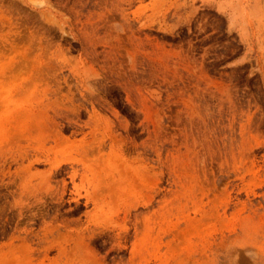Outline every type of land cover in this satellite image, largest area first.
Segmentation results:
<instances>
[{
    "label": "rangeland",
    "instance_id": "1",
    "mask_svg": "<svg viewBox=\"0 0 264 264\" xmlns=\"http://www.w3.org/2000/svg\"><path fill=\"white\" fill-rule=\"evenodd\" d=\"M50 161L129 213L107 264H264V0H0V225Z\"/></svg>",
    "mask_w": 264,
    "mask_h": 264
},
{
    "label": "bare ground",
    "instance_id": "2",
    "mask_svg": "<svg viewBox=\"0 0 264 264\" xmlns=\"http://www.w3.org/2000/svg\"><path fill=\"white\" fill-rule=\"evenodd\" d=\"M50 163V169L47 170V173L41 175L39 183L37 185L34 184L32 188L28 187L29 183L24 179L27 175L22 172V169L20 168L21 166L13 171L10 169V173L8 174L10 176H8V183L11 185V188L13 186H18L20 190V198L15 201V205L20 207V211H18L19 215L17 213L19 218H16L18 221H16V224L13 226L11 224L13 218H11L10 221V218H7L10 216L9 214L8 216L6 215L7 217L5 216L7 219L5 218L6 221H3L4 225H0V233L2 237L9 236L11 239L10 254H12L14 258L12 260H15V264H107L106 254L101 256L94 241L100 235H104L102 234L104 232L102 231L104 229L102 223L106 220L113 225L111 226L112 231L117 230L118 228L115 224H121L122 228L119 232H115L110 240L111 247L121 246L120 241L124 239L128 231L126 218L129 213H124V216L121 217L122 223H117V220L109 216L106 217V213L99 211L101 209V202L104 201L105 197L102 190L100 191V187L94 188L96 186L94 185L91 190L86 188L84 191L85 193H83V186H80V184H77L76 182V179L79 176L84 178V164L82 171L79 166L72 165L60 178L57 174L59 170L62 169V164L58 161L55 163L54 161H50ZM69 183H72L73 185L71 188ZM41 185L46 186L43 188ZM32 197L35 199L37 206H30V208H34L35 212L32 211L30 214L27 212L28 216L32 214L31 219L34 221L32 224L29 217L30 221H28L32 226L27 227L26 225L24 226L27 213H25L26 215L24 216L25 209L23 208L27 200H33L31 203L33 202V204H35L34 199H30ZM27 203H30V201H27ZM66 204H68V206H66ZM81 206H84V208L80 209ZM146 217L147 216H145V219ZM34 224L38 225L36 229L33 227ZM142 232L143 231L141 230V233ZM105 233L107 234V232ZM146 236L148 235L146 234ZM16 240L21 242V244L19 245L15 243ZM148 243H150V241ZM142 248L143 250H147V248ZM53 250L56 251V254L53 257H50V253ZM144 252L145 251H143V253ZM36 253H42L43 255L38 257L39 254L36 256ZM134 257L133 249H131L130 256L125 260L126 263L133 264ZM112 261L111 264H119V262L125 264L123 259L121 261L119 259V262ZM11 262L13 264V261H10V264Z\"/></svg>",
    "mask_w": 264,
    "mask_h": 264
}]
</instances>
